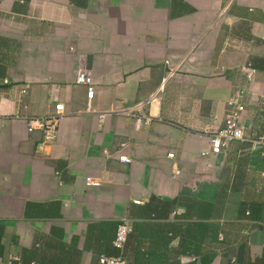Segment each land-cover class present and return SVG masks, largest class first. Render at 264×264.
Instances as JSON below:
<instances>
[{"label": "crops", "instance_id": "obj_1", "mask_svg": "<svg viewBox=\"0 0 264 264\" xmlns=\"http://www.w3.org/2000/svg\"><path fill=\"white\" fill-rule=\"evenodd\" d=\"M82 64L95 82L92 113ZM233 96L247 108V139L264 135V0H0L3 264L260 258L264 219L241 220L239 209L264 206V156L240 141L202 155ZM57 104L68 116L39 152L42 132L30 134L26 118ZM113 108L134 113L101 123ZM190 199L215 203L218 236L211 220L187 216ZM123 219L133 232L117 251Z\"/></svg>", "mask_w": 264, "mask_h": 264}, {"label": "built area", "instance_id": "obj_2", "mask_svg": "<svg viewBox=\"0 0 264 264\" xmlns=\"http://www.w3.org/2000/svg\"><path fill=\"white\" fill-rule=\"evenodd\" d=\"M252 75L249 74V78ZM77 83L84 85L87 88V112L92 113V100L95 96V82L93 75L87 70L85 65H81L78 71ZM264 106V100L262 102ZM247 108L240 96H233L227 103L228 116L223 128L210 132V152H203L202 155L206 156L212 154L219 156L223 152L227 151L231 144L234 142H247L251 145V151L260 152L264 156V135L256 136L249 140L245 134V128L242 124V117ZM134 113L133 108H113L106 112L99 113V121L105 122L106 118L111 115L131 116ZM68 113L64 104H57L54 110L45 116H32L26 118L27 131L32 134L36 131L42 132V141L38 144L37 150L43 152L46 147L54 145L59 138V129L61 123L67 118ZM146 123H150L152 119L150 117L145 118ZM124 146V145H123ZM169 158H174V154H169ZM120 161L129 162L127 156H121ZM175 174H180V171H175ZM59 173H57V177ZM86 185L89 187H98L100 182L92 177L86 178ZM60 184L62 182L60 181ZM133 232L131 222L129 219H123L117 229L116 239L114 241V247L122 251L127 243L129 235ZM3 264V260H0ZM99 264H128L123 257H108L100 256L98 259ZM11 264V262H9Z\"/></svg>", "mask_w": 264, "mask_h": 264}, {"label": "trees", "instance_id": "obj_3", "mask_svg": "<svg viewBox=\"0 0 264 264\" xmlns=\"http://www.w3.org/2000/svg\"><path fill=\"white\" fill-rule=\"evenodd\" d=\"M250 147H251V145L249 144V148ZM246 204H243L240 206V209H239L240 218L239 219L244 220V221H252V222H259V221H262L264 219V217H263L264 206H262L260 204H256V203H251L250 205L249 204L246 205ZM187 207H188V211H189V214L187 215L188 217H195L196 220L199 221L200 225H203L202 219L211 220V222L208 225V229L210 231L211 237L213 238V237L219 235V224L212 222V219L215 217V212H216V209H215L216 205L214 202L200 203L199 201H195V200L190 199L187 203ZM191 212H192V214H191ZM119 224H120V222L117 225V229H118ZM116 235H117V230H116ZM116 235H115V238L112 242L113 248H115L114 247V241L116 239ZM2 237H3L2 232H0V260L3 257V251H4V248L2 245ZM129 237H130V235H129ZM129 237H128V239H129ZM127 242H128V240H127ZM115 250L120 251L117 248H115ZM117 254L118 253H116V255ZM212 261H213V257H209V259L205 262H206V264H209ZM248 264H264V252L260 258H257L256 260L251 261Z\"/></svg>", "mask_w": 264, "mask_h": 264}]
</instances>
